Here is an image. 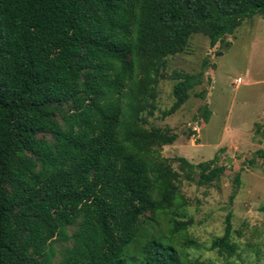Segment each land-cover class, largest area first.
<instances>
[{
    "label": "trees",
    "instance_id": "1",
    "mask_svg": "<svg viewBox=\"0 0 264 264\" xmlns=\"http://www.w3.org/2000/svg\"><path fill=\"white\" fill-rule=\"evenodd\" d=\"M255 14L264 0H0V264H204L159 152L177 134L147 118L169 56ZM173 78L163 116L200 83ZM175 159L199 184L224 169ZM231 229L228 213L211 249L234 255Z\"/></svg>",
    "mask_w": 264,
    "mask_h": 264
},
{
    "label": "rangeland",
    "instance_id": "2",
    "mask_svg": "<svg viewBox=\"0 0 264 264\" xmlns=\"http://www.w3.org/2000/svg\"><path fill=\"white\" fill-rule=\"evenodd\" d=\"M173 71L200 74V83L178 110L163 116L174 102ZM157 89L146 126L177 134L159 152L180 174L179 189L186 200L181 217L192 219L189 257L204 264H264V14L243 19L214 46L205 35L193 34L183 52L168 57ZM179 156L195 164L214 159L211 167L224 169L216 180L199 184V170H194L193 180L187 179L175 159ZM228 213L237 245L232 256L210 247L223 234ZM161 224L166 231V222Z\"/></svg>",
    "mask_w": 264,
    "mask_h": 264
},
{
    "label": "built area",
    "instance_id": "3",
    "mask_svg": "<svg viewBox=\"0 0 264 264\" xmlns=\"http://www.w3.org/2000/svg\"><path fill=\"white\" fill-rule=\"evenodd\" d=\"M240 80H241V78H240V77H238V78L236 79V82H237V83H239V82H240Z\"/></svg>",
    "mask_w": 264,
    "mask_h": 264
},
{
    "label": "water",
    "instance_id": "4",
    "mask_svg": "<svg viewBox=\"0 0 264 264\" xmlns=\"http://www.w3.org/2000/svg\"><path fill=\"white\" fill-rule=\"evenodd\" d=\"M227 163L229 164V166L231 165V164H230V158L227 159Z\"/></svg>",
    "mask_w": 264,
    "mask_h": 264
},
{
    "label": "crops",
    "instance_id": "5",
    "mask_svg": "<svg viewBox=\"0 0 264 264\" xmlns=\"http://www.w3.org/2000/svg\"><path fill=\"white\" fill-rule=\"evenodd\" d=\"M237 78H238V77H237ZM237 78H236V79H237ZM236 79H235V82H236ZM237 84H240V82H239V83H237Z\"/></svg>",
    "mask_w": 264,
    "mask_h": 264
}]
</instances>
